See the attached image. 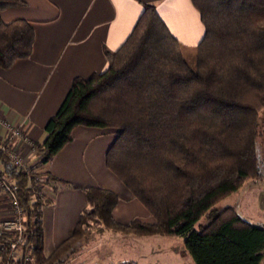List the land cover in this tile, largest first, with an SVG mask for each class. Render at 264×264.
Instances as JSON below:
<instances>
[{
    "label": "trees",
    "instance_id": "1",
    "mask_svg": "<svg viewBox=\"0 0 264 264\" xmlns=\"http://www.w3.org/2000/svg\"><path fill=\"white\" fill-rule=\"evenodd\" d=\"M191 2L204 26L193 63L155 5L145 2L124 41L115 49L103 47L106 69L73 77L45 124V137L36 142L30 170L17 169L0 154V172L16 184L25 207V239L14 264H63L77 242L103 229L181 236L194 264H260L264 225L233 205L215 204L260 174L264 0ZM24 3L0 0V10ZM34 35L31 20L0 17V67L29 56ZM76 125L117 130L105 164L154 220H116L118 193L91 185L83 188L87 205L71 234L45 255L42 208L59 181L47 165L72 140Z\"/></svg>",
    "mask_w": 264,
    "mask_h": 264
},
{
    "label": "crops",
    "instance_id": "2",
    "mask_svg": "<svg viewBox=\"0 0 264 264\" xmlns=\"http://www.w3.org/2000/svg\"><path fill=\"white\" fill-rule=\"evenodd\" d=\"M145 2L155 5L170 32L185 46L194 47L200 41L204 26L191 0H25L22 5L2 8L4 21L31 20L35 34L29 56L0 67V111L7 120H25L28 133L36 142L41 141L45 124L59 108L73 77L106 69L103 47L115 49L124 41ZM116 131L112 127L76 125L72 140L48 163L47 168L59 181L52 201L42 208L45 255L71 234L87 205L83 188L91 185L118 193L113 209L116 220H154L105 164V152ZM5 206L0 192V213H6ZM186 264L194 262L188 260Z\"/></svg>",
    "mask_w": 264,
    "mask_h": 264
},
{
    "label": "rangeland",
    "instance_id": "3",
    "mask_svg": "<svg viewBox=\"0 0 264 264\" xmlns=\"http://www.w3.org/2000/svg\"><path fill=\"white\" fill-rule=\"evenodd\" d=\"M194 51L193 46L186 45L185 57L191 63L194 61ZM259 121L260 134L256 138L261 160L259 176L248 178L215 206L221 208L233 205L240 215L252 223L264 225V108L259 113ZM75 248L74 254L63 264H114L127 259H134L138 264L194 262L182 237L175 235H132L115 233L109 229L94 230L87 241L77 242ZM260 264H264V255Z\"/></svg>",
    "mask_w": 264,
    "mask_h": 264
},
{
    "label": "built area",
    "instance_id": "4",
    "mask_svg": "<svg viewBox=\"0 0 264 264\" xmlns=\"http://www.w3.org/2000/svg\"><path fill=\"white\" fill-rule=\"evenodd\" d=\"M0 154L4 153L17 169L29 171L34 164L36 141L28 133L25 120L11 123L0 111ZM0 192L6 213H0V264H14L25 239V207L20 203L17 186L0 172Z\"/></svg>",
    "mask_w": 264,
    "mask_h": 264
}]
</instances>
